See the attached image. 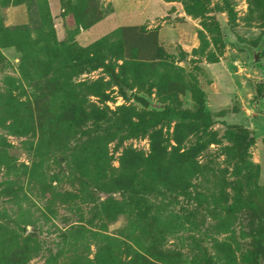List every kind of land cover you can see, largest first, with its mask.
I'll return each mask as SVG.
<instances>
[{"label":"rangeland","instance_id":"rangeland-1","mask_svg":"<svg viewBox=\"0 0 264 264\" xmlns=\"http://www.w3.org/2000/svg\"><path fill=\"white\" fill-rule=\"evenodd\" d=\"M0 264H264V0H0Z\"/></svg>","mask_w":264,"mask_h":264}]
</instances>
